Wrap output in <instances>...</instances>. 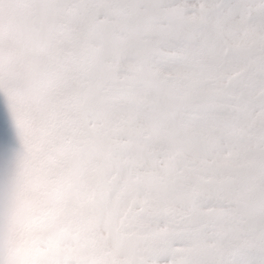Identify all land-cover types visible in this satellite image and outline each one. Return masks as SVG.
Listing matches in <instances>:
<instances>
[{
    "label": "snow or ice",
    "instance_id": "obj_1",
    "mask_svg": "<svg viewBox=\"0 0 264 264\" xmlns=\"http://www.w3.org/2000/svg\"><path fill=\"white\" fill-rule=\"evenodd\" d=\"M0 264H264V0H0Z\"/></svg>",
    "mask_w": 264,
    "mask_h": 264
}]
</instances>
